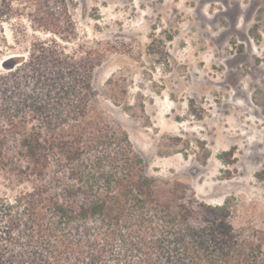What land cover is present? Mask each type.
<instances>
[{"label":"rangeland","instance_id":"1","mask_svg":"<svg viewBox=\"0 0 264 264\" xmlns=\"http://www.w3.org/2000/svg\"><path fill=\"white\" fill-rule=\"evenodd\" d=\"M41 2L34 18L60 35L14 4L7 45L26 30L66 54L97 50L87 130L125 134L156 193L178 183L203 204L228 200L236 229L264 232V0ZM37 183L0 170V196Z\"/></svg>","mask_w":264,"mask_h":264},{"label":"trees","instance_id":"2","mask_svg":"<svg viewBox=\"0 0 264 264\" xmlns=\"http://www.w3.org/2000/svg\"><path fill=\"white\" fill-rule=\"evenodd\" d=\"M22 1L33 31L59 34L34 18L41 0ZM23 3L0 0V57L21 51L0 59V170L39 183L0 196V264H264V232L236 229L228 200L156 193L125 134L87 130L96 49L66 54L26 30L7 45Z\"/></svg>","mask_w":264,"mask_h":264}]
</instances>
